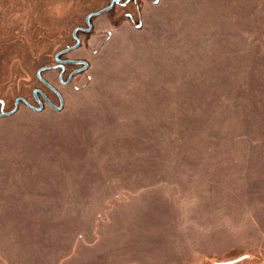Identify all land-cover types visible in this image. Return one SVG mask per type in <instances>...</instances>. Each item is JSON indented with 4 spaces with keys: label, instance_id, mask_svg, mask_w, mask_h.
Returning a JSON list of instances; mask_svg holds the SVG:
<instances>
[{
    "label": "rangeland",
    "instance_id": "rangeland-1",
    "mask_svg": "<svg viewBox=\"0 0 264 264\" xmlns=\"http://www.w3.org/2000/svg\"><path fill=\"white\" fill-rule=\"evenodd\" d=\"M111 1L0 0V264H264V0Z\"/></svg>",
    "mask_w": 264,
    "mask_h": 264
},
{
    "label": "flooded vegetation",
    "instance_id": "flooded-vegetation-1",
    "mask_svg": "<svg viewBox=\"0 0 264 264\" xmlns=\"http://www.w3.org/2000/svg\"><path fill=\"white\" fill-rule=\"evenodd\" d=\"M129 1H131V0H129ZM133 1H135V0H133ZM128 3V1L127 0H125L124 2H123V0H119L117 3H115V4H119L120 6H122V7H124V6H126V4ZM93 17V16H92ZM91 17V18H92ZM90 18V19H91ZM79 31H81V32H83L84 30L83 29H78ZM77 30V31H78ZM75 33H76V31H75ZM75 33L73 32V38H74V40H75V44H76V41L78 40V37L75 35ZM79 41V40H78ZM74 44V45H75ZM79 45V44H78ZM76 48V47H75ZM74 48V49H75ZM73 50V49H72ZM72 50H70V51H72ZM70 51H67V52H65V53H62V54H57V56L55 57V61H56V63L53 65V66H50V67H43V68H41V71H40V73L43 71V70H46V69H56V70H59V73H58V81H60L61 83H63V84H65L62 80H61V76H62V74L64 73V69H65V65L66 64H70V63H73L74 65H76L77 66V68L75 69V70H73L71 73H73V72H76V71H79L80 72V70L84 67V63L85 62H83V61H80V60H70V59H64L62 56L63 55H65V54H67L68 52H70ZM87 68V66L84 68V69H86ZM40 70V69H39ZM38 70V71H39ZM82 72V71H81ZM40 73H39V75H38V72H37V77H38V79H39V81L45 86V87H47L50 91H52L57 97H58V99L60 100V102H61V96H60V94H59V92L54 88V87H52L50 84H48L45 80H43L41 77H40ZM33 99H34V102L36 103V106H32V105H30L29 103H27L24 99H22V98H17L16 100H18V103L19 102H22L24 105H26L29 109H31V110H33V111H37V112H39V111H41L43 108H44V106L46 105V106H50V104H51V102H50V100L48 99V97L41 91V90H39V89H35V90H33ZM18 103H17V106H16V109H17V107H18ZM1 104V103H0ZM52 105V104H51ZM62 105V104H61ZM60 105V106H61ZM14 107H15V105H14ZM51 107V106H50ZM55 107V108H54ZM51 108H53V109H57L58 110V108H59V106L58 107H56V106H54L53 105V107H51ZM14 109V108H13ZM15 109V110H16Z\"/></svg>",
    "mask_w": 264,
    "mask_h": 264
},
{
    "label": "water",
    "instance_id": "water-1",
    "mask_svg": "<svg viewBox=\"0 0 264 264\" xmlns=\"http://www.w3.org/2000/svg\"><path fill=\"white\" fill-rule=\"evenodd\" d=\"M118 1H119V0H112L111 3H110L108 6H106L105 8H103V9L97 11L96 13H90V14H88V15L86 16V18H85V21H86V23H87V25H88V28H87L85 31H89L90 28H91V27H90V18H91L92 16L100 15V14L106 12V11H109V10L113 7V5H114L115 3H117ZM74 33H75V31H74ZM78 44H79V41L77 40L75 45H73V46H71V47H69V48H67V49H65V50H63V51H61V52H59V53H57V54H62V53H65V52H67V51H70V50L74 49L75 47H77ZM86 66H87L86 63H84V67H83L80 71H82ZM40 71H41V69L38 71V75H39ZM76 72H79V71H76ZM17 103H18V100H16V102H15V107H14V109H12V110L9 111V112H2V113H0V117H5V116H10V115H12V114L15 112V109H16V106H17ZM50 106L53 107V105H51V104H50ZM54 108H55V107H54ZM59 108H60V107H59ZM59 108H58V109H59ZM232 262H234V261L227 262V263H223V264H231Z\"/></svg>",
    "mask_w": 264,
    "mask_h": 264
}]
</instances>
